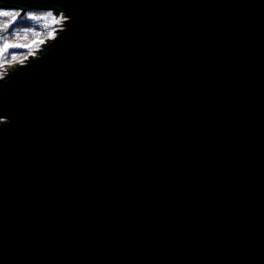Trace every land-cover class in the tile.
<instances>
[{"label": "water", "instance_id": "1", "mask_svg": "<svg viewBox=\"0 0 264 264\" xmlns=\"http://www.w3.org/2000/svg\"><path fill=\"white\" fill-rule=\"evenodd\" d=\"M0 9L65 17L0 77V264H264V0Z\"/></svg>", "mask_w": 264, "mask_h": 264}, {"label": "rangeland", "instance_id": "2", "mask_svg": "<svg viewBox=\"0 0 264 264\" xmlns=\"http://www.w3.org/2000/svg\"><path fill=\"white\" fill-rule=\"evenodd\" d=\"M0 11H16V14L17 13L19 14L21 12L20 10H2V9H0ZM18 16L19 17L24 16L25 18H28V20L38 23L39 30L43 28V31H46V33L43 35V37H41V40L37 42L35 41V43H30L31 41L27 40L29 38L27 36L23 37V41L25 43L23 48L26 49V51L21 53H17V52L11 53L12 57L8 60H4L3 58H1L2 51H0V77L4 76L8 72V69H12L13 67L11 66L22 64L24 62V59L29 58V55L30 56L35 55L37 50L41 48L42 44L47 43L50 39H52L55 36L56 31L54 30H58L63 27L65 20V17L63 16L62 13L56 14L52 11H38V10L27 11L19 14ZM7 66L9 68H7Z\"/></svg>", "mask_w": 264, "mask_h": 264}, {"label": "trees", "instance_id": "3", "mask_svg": "<svg viewBox=\"0 0 264 264\" xmlns=\"http://www.w3.org/2000/svg\"><path fill=\"white\" fill-rule=\"evenodd\" d=\"M9 12H12L14 15L16 14V11ZM5 25H7V27L9 26V28L2 35L0 34L1 58L4 60L10 59L12 57L11 53L26 51V49L23 48L25 45L23 37L27 36L30 38L27 39L31 41L30 43H35V41L41 40V37L46 33V31H43V28L39 30L38 23L30 21L24 16H17L15 20H12L11 17L0 16V29L6 28Z\"/></svg>", "mask_w": 264, "mask_h": 264}, {"label": "snow or ice", "instance_id": "4", "mask_svg": "<svg viewBox=\"0 0 264 264\" xmlns=\"http://www.w3.org/2000/svg\"><path fill=\"white\" fill-rule=\"evenodd\" d=\"M18 15H19L18 13L14 15L12 12H9V11H0V16L11 17L12 20H15ZM5 27H7V25H5Z\"/></svg>", "mask_w": 264, "mask_h": 264}]
</instances>
